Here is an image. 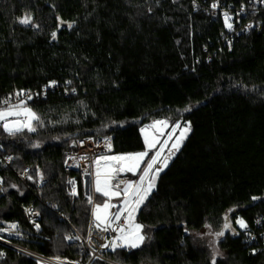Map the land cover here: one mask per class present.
<instances>
[{
  "label": "trees",
  "instance_id": "obj_1",
  "mask_svg": "<svg viewBox=\"0 0 264 264\" xmlns=\"http://www.w3.org/2000/svg\"><path fill=\"white\" fill-rule=\"evenodd\" d=\"M214 1L0 0V99L58 84L31 103L35 131L10 136L0 129V143L16 157L0 169V220L17 221L23 234L14 246L86 264L90 256L67 237L71 226L87 234L91 188L82 173L65 170V153L81 138L103 137L115 154L142 152L141 129L182 120L191 131L138 217L144 243L107 257L120 264H213L193 239L209 227L224 231L226 258L215 264H264L263 244H246L236 224L240 218L252 228L264 218V6L240 17L253 26L227 45L226 22L209 14ZM252 1L223 0L248 8ZM26 17L31 22L21 24ZM27 167L31 186L16 177ZM30 204L41 214L40 235L20 208ZM0 264L40 263L0 242Z\"/></svg>",
  "mask_w": 264,
  "mask_h": 264
},
{
  "label": "built area",
  "instance_id": "obj_2",
  "mask_svg": "<svg viewBox=\"0 0 264 264\" xmlns=\"http://www.w3.org/2000/svg\"><path fill=\"white\" fill-rule=\"evenodd\" d=\"M213 4H216L217 7L213 8L212 7ZM212 5L210 7L209 14L211 15V17L213 19H216L217 17H221V19L225 21V13H227L228 17H230V19L228 20V23H230L232 25V28L229 29L227 27V33L228 34L225 37H223L225 43L227 45H230L232 40L236 36H240L241 34L246 33L253 26L252 23H246L244 25H241L240 17L245 16L248 10L253 12L254 8L258 5L264 6V0H253L250 3L249 8L246 7V5L234 7L231 4H225L223 2V0H215L212 3ZM52 82H49L48 84L42 86L39 89H31V88L23 89V90L15 92L14 94H12L10 96L4 97V98L0 99V108L8 107V105H4L2 103L5 99H8L10 101V104H12V105L20 104L21 101H23L24 106H26L27 108H30L37 115L36 111L31 106V103L35 100H38V99H45L49 92H53V91L57 90L58 84L55 82V85L53 86ZM20 92H23L24 95L17 96L16 94L20 93ZM65 92H66V96H68L69 92L67 90H65ZM72 93H74V91H72ZM29 95L31 96V99H28ZM16 119L24 120L25 117H23V116L9 117V120H16ZM36 121L37 120L32 121V126L34 125V123ZM0 123H2V122H0ZM177 123L180 124V128H177L175 130V134L173 136V139L170 140L168 138V133L172 132L174 125ZM177 123L170 126V128L163 134V136L161 138V144H159L157 146V148L151 153L150 157L155 153V151L160 149V147L163 144V141H168L167 147L164 148V155L165 156L168 155L169 149L171 147V144L174 142L175 136L179 135V132L182 129V126H186L189 124L188 122L182 121V120H179ZM0 129H2V131L4 133L9 135L7 132L4 131L2 126H0ZM26 130L27 129L25 128L22 131L17 132L14 135L20 134ZM10 136H12V135H10ZM106 138H109V137H103V138H100L97 140H95L93 138H81V139L77 140L75 150H69L65 153V163H64L65 170L68 172H80V173H82V175L86 179L87 187L88 188L90 187L91 190H92L91 181L93 179V176L92 175H86V170L88 173H94L96 166L93 162L101 155H107V156L123 155V154H115L114 153V147H113L111 138H109L110 143H111V149L109 150L108 148H106V146H105ZM81 157H87V159H81ZM15 160H16L15 155L12 153H7L5 151L3 145L0 143V169L2 167H11L14 164ZM140 174L141 173H139V176H140ZM16 177L19 180V182L22 183L23 185H27V186L33 185V179L31 177V171L28 167L24 168L21 172L16 173ZM134 179H135V176L132 172H122V173H119L117 176V180L134 181ZM138 180H139V177H138ZM115 182H117V181L114 180L113 183H115ZM42 185H43V181L41 179H37L34 182V186L37 189H39ZM121 187H123V185ZM75 188H76V185H75ZM3 189H4V179L0 175V195L3 193ZM72 189H73V184L70 187L71 193H72ZM76 191H77V188H76ZM91 196L93 197V203L91 204V214H90V219H89V223H88V230H87L86 236H83L77 230H75L71 226L69 220L66 217H64L62 214L58 213L61 220L66 222L68 225H70L71 229H72L71 234L68 236V237H72V239H68V237H67V241L69 243H72L75 246H78L80 248L81 252H83L84 254H88L90 256L89 261L86 264H92L95 260H99V261L107 263V264H120V263L115 262V261L111 260L110 258H108L107 254L113 253V252L119 251V250L130 251V250L135 249V248L122 247V248H117L115 251H113L111 248L102 247V245L112 241L118 235V233L112 231L111 229H109V231H102L101 229H97L94 226L95 221H94V217H93V208H94L95 204H101V203H98L96 201L95 194H93L92 191H91ZM36 198H40V195L36 194ZM146 201H145V203H146ZM111 203L114 205H120L121 200L120 201L111 200ZM145 203L137 211V213L135 215V223L140 224L138 222V217H139L141 210H142L143 206L145 205ZM20 208L23 212L24 219L26 220L27 224L29 225L31 231L35 235H40L42 232V227H41V223H40L41 222L40 211L33 204L22 205ZM55 209L56 208H52V210H54V211H55ZM110 211L115 213L117 211V208H112ZM118 223L123 225L124 217H121V221ZM12 224H16L18 227L16 229H10L9 226ZM37 224L39 225V229L36 228ZM263 225H264V218H261V219H258L255 221L254 226L252 228L246 227L245 229H243L244 234H245L244 242L248 245L258 244V242H261L264 246V232L261 231V228ZM112 227L113 228L117 227V224L114 223ZM0 228L6 229V231L0 232V242L1 243H4L8 246H11V247L17 249L18 251L24 253L25 255L33 258L34 260H36L40 264H51V262H57L58 264H84V263H79L77 261L70 260V259H59V260H57L55 258H48V257L39 256L37 254H34L32 252H29L27 250H24L22 248L14 246L11 243V241L20 240L23 238V234L21 233V231L19 229V223L17 221H9L8 222V221H1L0 220ZM142 230H143V228H142ZM17 232L19 233V235L16 234ZM90 232H91V236H89ZM77 237H78V239H77ZM145 264H154V263H145Z\"/></svg>",
  "mask_w": 264,
  "mask_h": 264
},
{
  "label": "snow or ice",
  "instance_id": "obj_3",
  "mask_svg": "<svg viewBox=\"0 0 264 264\" xmlns=\"http://www.w3.org/2000/svg\"><path fill=\"white\" fill-rule=\"evenodd\" d=\"M213 8L217 7L216 4L212 5ZM228 14L225 13L226 26L231 29L232 25L228 23ZM21 24H29L31 22L30 17L23 18L19 21ZM71 26V25H69ZM55 38L56 33H53ZM55 85V82H52ZM17 96L24 95L23 92L17 93ZM31 99V96H28ZM8 107L0 108V126L3 127L4 131L9 135H14L17 132L27 129L28 131H35L36 129L32 126V121L39 120V117L30 109L24 106V102L20 104L12 105L8 99L2 102ZM16 116L25 117L24 120L16 119L9 120V117ZM168 121H155L152 125L146 126L141 129L144 134L145 150L138 153H129L123 155H101L93 163L95 164L94 173H88L86 175H92L91 186L93 190L107 199L102 204H95L93 208V217L95 221V227L102 231H109L111 229L117 232L118 235L109 243L102 245L104 248H111L115 251L117 248H139L145 241V236L142 234L143 226L135 223V215L140 207L145 203L148 197L151 195L156 187V182L160 176V173L168 167V164L176 152L179 151L183 141L187 138L188 133L191 131L190 124L184 126L178 136H175L174 142L171 144L168 155H164V148L167 147L168 141H163L162 146L159 150L147 159L146 166L141 169V164L145 163V158L149 157V152H152L157 148L161 141L158 138V134H163V129L167 127ZM153 130V134L149 135L148 129ZM180 128V124L174 125L172 132L168 133V138L171 140L175 134V130ZM37 147L39 145H36ZM106 148L111 149L110 139L106 138ZM81 159H87V157H81ZM140 172L138 181H124L117 180V176L122 172H132L136 174ZM116 180V183L113 181ZM73 184L72 195H77L75 184L73 181H69ZM87 183V182H86ZM123 185V187H121ZM15 187V186H13ZM122 197L120 205H114L111 203L112 198ZM253 199H257L253 197ZM88 203H93V197L88 195ZM112 208H117L115 213L111 212ZM121 217H124L123 225L118 222L121 221ZM227 220V217H225ZM116 223L117 227L113 228V224ZM237 224L241 228H246L247 225L243 220H237ZM103 226V227H102ZM18 226L12 224L9 226L10 229H16ZM231 226L229 223H225L224 228L229 229ZM39 229V225H36ZM6 231V229L0 228V232ZM19 235V233H16ZM217 237L224 235V231L215 234ZM91 236V232L89 233ZM72 239V237H68ZM78 239V237H77ZM59 260V257L56 258ZM215 264V259H213Z\"/></svg>",
  "mask_w": 264,
  "mask_h": 264
},
{
  "label": "rangeland",
  "instance_id": "obj_4",
  "mask_svg": "<svg viewBox=\"0 0 264 264\" xmlns=\"http://www.w3.org/2000/svg\"><path fill=\"white\" fill-rule=\"evenodd\" d=\"M37 122H38V120L36 121V123ZM183 127L184 126H182V128ZM144 128H146V127H144ZM138 177H139V175L135 177L136 178L135 181L138 180ZM237 220H242V219L237 218ZM237 226L239 228H241L239 226V224H237ZM241 229H245V228H241ZM215 234L216 233L214 231H212L209 227H207L204 230H202L200 233H196V234L193 235V239L194 240L196 239V241L198 242L200 247H203V248L207 249V251H208V253L210 255V260H211L212 263H213V259H215V262H216L218 260H224L226 258L225 252H223L220 249V246H219V243H220V240H221L222 236L221 237H217ZM51 264H58V263L57 262H51Z\"/></svg>",
  "mask_w": 264,
  "mask_h": 264
},
{
  "label": "crops",
  "instance_id": "obj_5",
  "mask_svg": "<svg viewBox=\"0 0 264 264\" xmlns=\"http://www.w3.org/2000/svg\"><path fill=\"white\" fill-rule=\"evenodd\" d=\"M157 121H164V120H157ZM155 122V121H154ZM153 123H151L150 125H152ZM147 126H149V125H147ZM146 127V126H145ZM169 127H170V125L168 124L167 125V127H165L164 129H163V134L169 129ZM148 133H149V135H152L153 134V130L152 129H148ZM163 134L162 135H160V134H158L157 133V135H158V138H159V140L161 141V138H162V136H163ZM158 146V145H157ZM155 150V149H154ZM153 150V151H154ZM152 151V152H153ZM152 152H149V155L152 153ZM148 157H146L145 158V160L147 159ZM141 167H142V164H141ZM139 171L136 173V174H134V176L136 177V176H138L139 175ZM136 179V178H135ZM135 179H134V181H135ZM92 192H93V194H95V195H100V194H98V193H96L94 190H93V188H92V190H91ZM101 196V195H100ZM103 197V196H102ZM105 199H107L106 197H104ZM112 200H114V201H120V200H122V197H114V198H112ZM102 204V203H101Z\"/></svg>",
  "mask_w": 264,
  "mask_h": 264
},
{
  "label": "water",
  "instance_id": "obj_6",
  "mask_svg": "<svg viewBox=\"0 0 264 264\" xmlns=\"http://www.w3.org/2000/svg\"><path fill=\"white\" fill-rule=\"evenodd\" d=\"M58 22H59V28H60V29H62V28H64V27L66 26V24H65L64 22H62V21L60 20L59 17H58ZM72 146L75 147V146H76V143L74 142V143L72 144ZM237 212H238V210H235L234 212H232L231 215H236Z\"/></svg>",
  "mask_w": 264,
  "mask_h": 264
}]
</instances>
